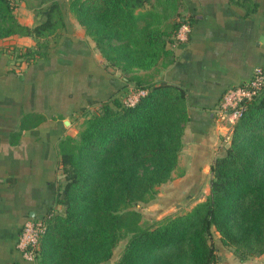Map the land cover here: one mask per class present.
Masks as SVG:
<instances>
[{
	"label": "trees",
	"instance_id": "obj_1",
	"mask_svg": "<svg viewBox=\"0 0 264 264\" xmlns=\"http://www.w3.org/2000/svg\"><path fill=\"white\" fill-rule=\"evenodd\" d=\"M67 5L107 65L128 75L133 90L146 92L125 104L129 88L120 89L83 120L76 136L59 140L63 179L56 200L63 209L46 213L37 264H100L123 234L127 240L115 264H218L210 241L215 231L240 260L264 253V84L231 124L229 142L211 164L205 198L142 226L134 205L148 202L172 177L188 113L183 88L145 81L137 71L171 59L167 43L177 40L185 19L178 0ZM59 7L52 3L43 19L28 26L0 0V38L56 35L63 22L62 14H53ZM37 52L28 50L34 57Z\"/></svg>",
	"mask_w": 264,
	"mask_h": 264
},
{
	"label": "crops",
	"instance_id": "obj_2",
	"mask_svg": "<svg viewBox=\"0 0 264 264\" xmlns=\"http://www.w3.org/2000/svg\"><path fill=\"white\" fill-rule=\"evenodd\" d=\"M67 1L20 0L13 9L20 23L32 26L57 2L53 14H62L63 22L56 35L0 38V264H34L21 255L18 233L28 217L61 210L59 140L76 136L102 101L134 85L107 65ZM178 12L188 19L187 38L167 43L172 56L165 64L137 73L185 92L188 119L178 163L158 186L166 185L170 205L178 191L186 193L189 209L208 194L211 164L229 142L231 124L220 107L224 92L264 64V0H178ZM35 48L34 57L28 50ZM23 55L30 61L16 72L13 61ZM181 154H192L184 166ZM215 252L218 264H264V253L240 260L223 244Z\"/></svg>",
	"mask_w": 264,
	"mask_h": 264
},
{
	"label": "built area",
	"instance_id": "obj_3",
	"mask_svg": "<svg viewBox=\"0 0 264 264\" xmlns=\"http://www.w3.org/2000/svg\"><path fill=\"white\" fill-rule=\"evenodd\" d=\"M7 1L14 8L17 7L20 2V0ZM182 18H184L185 21L180 24L176 32L175 37L177 40L186 39L188 31L190 30L187 17L182 16ZM30 58V55H23L20 58L14 59V70L16 72H21L24 66L30 61ZM263 84L264 64H260L253 67L251 75L247 81L231 86L224 92L220 107L230 124L234 123L239 118L243 109L244 101L255 96ZM145 92L146 89L144 88L133 90L132 87H130L128 92L124 95L123 101L125 104H133L138 97ZM46 216L47 215L45 214L38 217H28L18 233L16 244L21 255L25 259L32 261L34 264H37L38 262L40 241L47 227Z\"/></svg>",
	"mask_w": 264,
	"mask_h": 264
},
{
	"label": "rangeland",
	"instance_id": "obj_4",
	"mask_svg": "<svg viewBox=\"0 0 264 264\" xmlns=\"http://www.w3.org/2000/svg\"><path fill=\"white\" fill-rule=\"evenodd\" d=\"M115 69H118V68H115ZM191 155L192 154H181L180 158L182 161H181L180 165L184 166V164L187 163L186 159ZM203 162H205V161H203ZM176 174H177V172H176ZM177 175L174 177H178ZM207 178H208V175L205 176L202 181L204 183H206ZM170 182H172V181H170ZM165 186L166 185H164V184H163V186H158L154 197L151 198L148 202L139 203V204L134 205V207L138 208L142 213V217H141V221H140L142 226H152L158 220L162 219L164 216H166L168 214L180 213V212L186 211L187 207L190 205V201L185 203L184 201H186V200H183V199H185L186 193H182L180 191H178L177 199L171 201V205H170L169 204L170 202H168L167 197H166L167 192L164 189ZM160 192H162V193L160 194ZM200 192H202V191H200ZM192 193L193 194L197 193V191L192 192ZM62 209H63V206L61 205V210ZM61 210H59V211H61ZM126 240H127V235L123 234L121 236V238L119 239V241L116 243V245L113 249L112 256L107 261H104L100 264H115V262L117 261L119 255H120V253H121V251H122V249L126 243ZM210 241L214 245L215 248L217 246L222 245L219 237H217V234L215 232L212 233ZM230 250H232V249L230 248Z\"/></svg>",
	"mask_w": 264,
	"mask_h": 264
}]
</instances>
